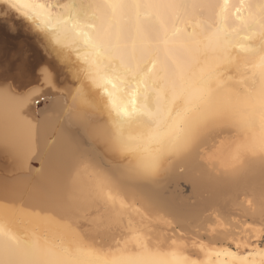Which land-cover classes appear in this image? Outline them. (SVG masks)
<instances>
[{"label": "bare ground", "instance_id": "bare-ground-1", "mask_svg": "<svg viewBox=\"0 0 264 264\" xmlns=\"http://www.w3.org/2000/svg\"><path fill=\"white\" fill-rule=\"evenodd\" d=\"M75 2L92 6L87 16L94 27L81 24L82 34L62 54L28 16L34 10L18 12L0 0V12L22 19L55 54L59 71L45 83L39 47L9 41L8 22L0 19V87L8 93L0 96V258L264 264L258 232L241 221L264 220V0ZM166 4L203 7L146 6ZM98 31L113 42L149 47L155 73L140 84L115 79L114 66L84 42L83 34L95 39ZM33 81L41 85L20 91ZM197 89L205 91L201 110L220 106L222 116L177 147ZM133 100L138 112L119 114L118 108L131 111ZM206 156L221 167L209 166ZM180 181L194 202L182 196Z\"/></svg>", "mask_w": 264, "mask_h": 264}, {"label": "snow or ice", "instance_id": "snow-or-ice-1", "mask_svg": "<svg viewBox=\"0 0 264 264\" xmlns=\"http://www.w3.org/2000/svg\"><path fill=\"white\" fill-rule=\"evenodd\" d=\"M8 6L12 9H16L18 12H22L26 9L34 10L29 12L28 16L35 23L37 29H41L46 38L49 40L50 44L62 54L63 49L68 46V41L70 38L81 35L80 32L81 24L87 27H94V24L89 20L87 16V10L92 7L91 5L85 4L83 2L76 3L75 0L70 3H65L63 0H56L55 3L48 2L44 4H26L21 2V0H6ZM123 7V5H119ZM133 7H140V5H132ZM147 7H168V8H197L203 7V5L197 4H166V5H146ZM112 7H117V5H112ZM57 9H62L63 11L58 12ZM85 35V43L95 50V55L100 57H106L112 67V71L115 79L127 84L130 82H135L140 84L147 81L156 70V60L154 52L147 46L141 45L137 47L135 41L131 44L120 42H113L111 36L104 31H98L95 39ZM261 36L264 37V20L261 22ZM71 55V53H69ZM90 54L86 53L84 55L85 63L88 62V57ZM261 66L264 67V56L261 57ZM51 77V71L48 68H41L40 78L45 82H49ZM111 82V81H109ZM113 87H117L115 84ZM7 90L0 87V96H6ZM111 95V93H110ZM146 95V93H145ZM205 95L203 89H197L191 98V106L189 109V115L185 118V128L184 136L182 141L177 144V147L184 146L187 144L188 140L197 132V130L209 121H215L222 116L223 109L217 106L213 109L201 110L200 104ZM90 99V93H88L87 88H85V94L82 97V101L87 103ZM28 100V96L23 97V102ZM113 103L116 104L117 101L114 99ZM133 108L131 111L125 109L119 114L122 116L130 117L138 112L135 108V101H132ZM261 105L264 107V91L261 93ZM261 148L264 150V135L260 137ZM115 147L122 151V146L114 141ZM138 167V166H137ZM142 172L151 171L150 167H138ZM264 227V224H262ZM262 246H264V238H262ZM0 264H18L11 258L10 253H5V255L0 258ZM52 264V262H50ZM111 264H150L149 261L143 260L137 257H120L111 262ZM176 264H182V262L177 261ZM186 264V262H183Z\"/></svg>", "mask_w": 264, "mask_h": 264}, {"label": "rangeland", "instance_id": "rangeland-1", "mask_svg": "<svg viewBox=\"0 0 264 264\" xmlns=\"http://www.w3.org/2000/svg\"><path fill=\"white\" fill-rule=\"evenodd\" d=\"M0 19H6L5 21H7L8 23L5 24V30L7 31V39L11 42H15V43H19L22 40H26V41H31L33 42L35 45H37L39 47V50L41 52V54H43L42 56L44 57V61L46 59H48V62H42V64L44 63L45 66L51 71V76H56L59 74V71L56 69L58 62L56 61L54 55L47 50V47L44 45V43L38 39L35 34L28 28L27 24L20 18L16 17L15 15L12 14H8L6 15L3 12H0ZM26 53V55H25ZM19 55V54H17ZM29 53L27 52V50L24 48L23 50V54H21V56L26 59L28 57ZM34 78H32L33 80ZM29 87H20V91H28L29 89L32 88H36L38 85H41V83L39 81H33L32 83L29 82ZM37 102V101H36ZM42 105V101L38 102L36 104L37 109H40ZM179 191L181 192L182 196L186 199L188 198V200L192 202L194 197L192 195V190L191 187L189 186V184H187L186 182L180 181L179 182ZM238 198L240 196L237 195ZM241 197V196H240ZM228 216L230 218L233 219H238L235 215L232 217ZM264 219V218H262ZM241 221H245L248 224V227L252 230H255L256 232H258V236L260 237V241L262 244V238H264V227H262V224H264V220L262 221H251L249 218H246V220L241 219ZM230 243V242H229Z\"/></svg>", "mask_w": 264, "mask_h": 264}, {"label": "clouds", "instance_id": "clouds-1", "mask_svg": "<svg viewBox=\"0 0 264 264\" xmlns=\"http://www.w3.org/2000/svg\"><path fill=\"white\" fill-rule=\"evenodd\" d=\"M250 138H251V135H250ZM261 157H264V150H262V152H261ZM205 159H206V162L209 164V166H217L218 168L221 167L219 161L213 160L212 158H210L208 156H206Z\"/></svg>", "mask_w": 264, "mask_h": 264}, {"label": "water", "instance_id": "water-1", "mask_svg": "<svg viewBox=\"0 0 264 264\" xmlns=\"http://www.w3.org/2000/svg\"><path fill=\"white\" fill-rule=\"evenodd\" d=\"M41 56L43 55V54H40Z\"/></svg>", "mask_w": 264, "mask_h": 264}]
</instances>
